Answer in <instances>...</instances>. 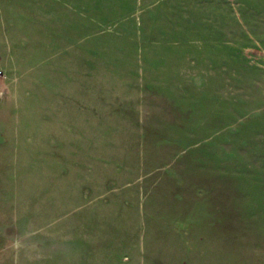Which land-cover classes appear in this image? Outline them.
I'll return each mask as SVG.
<instances>
[{
  "label": "rangeland",
  "instance_id": "1",
  "mask_svg": "<svg viewBox=\"0 0 264 264\" xmlns=\"http://www.w3.org/2000/svg\"><path fill=\"white\" fill-rule=\"evenodd\" d=\"M0 264H264V0H0Z\"/></svg>",
  "mask_w": 264,
  "mask_h": 264
}]
</instances>
